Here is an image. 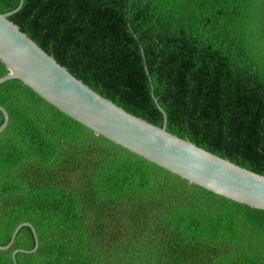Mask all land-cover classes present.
<instances>
[{"label": "trees", "instance_id": "obj_1", "mask_svg": "<svg viewBox=\"0 0 264 264\" xmlns=\"http://www.w3.org/2000/svg\"><path fill=\"white\" fill-rule=\"evenodd\" d=\"M9 19L126 111L161 126L156 99L169 132L264 174V0H23ZM0 105V245L22 222L37 234L17 264H264V209L146 160L19 79L0 83ZM34 245L22 226L0 264Z\"/></svg>", "mask_w": 264, "mask_h": 264}, {"label": "water", "instance_id": "obj_2", "mask_svg": "<svg viewBox=\"0 0 264 264\" xmlns=\"http://www.w3.org/2000/svg\"><path fill=\"white\" fill-rule=\"evenodd\" d=\"M22 4L23 0H19L15 9L0 12V59L9 69L8 74L0 77V83L19 79L65 114L146 160L214 193L264 209V174L169 132L166 129V113L156 99L163 115L161 126L126 111L93 90L9 19ZM0 110L3 114L1 132L8 124L9 115L1 105ZM25 225L31 228L35 245L30 250L14 249V264H17L14 258L17 252L36 249L34 226L30 222L20 223L9 242L0 245V249L9 248L18 230Z\"/></svg>", "mask_w": 264, "mask_h": 264}]
</instances>
